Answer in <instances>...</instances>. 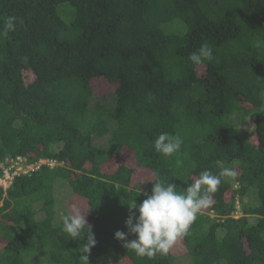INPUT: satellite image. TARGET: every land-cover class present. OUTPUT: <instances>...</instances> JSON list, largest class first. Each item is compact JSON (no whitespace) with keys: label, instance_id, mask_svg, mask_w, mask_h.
<instances>
[{"label":"trees","instance_id":"16d2710c","mask_svg":"<svg viewBox=\"0 0 264 264\" xmlns=\"http://www.w3.org/2000/svg\"><path fill=\"white\" fill-rule=\"evenodd\" d=\"M204 42L214 60L193 65ZM161 133L179 152L154 150ZM16 157L47 161L0 187V264H86L73 208L88 264H264V0H0V176ZM225 167L236 179L166 255L114 238L157 172L183 192Z\"/></svg>","mask_w":264,"mask_h":264},{"label":"clouds","instance_id":"9594fccd","mask_svg":"<svg viewBox=\"0 0 264 264\" xmlns=\"http://www.w3.org/2000/svg\"><path fill=\"white\" fill-rule=\"evenodd\" d=\"M14 28L15 17H9L3 34L7 35V32ZM188 59L196 66L212 62L214 60L213 48L207 42L201 43L195 51L189 54ZM182 144L183 140L179 135L161 133L154 140L153 147L157 153L170 157L179 152ZM39 161L45 163L47 160ZM1 166L3 175V165ZM30 172L32 171L20 174ZM236 177L237 172L230 167H225L218 175L204 170L193 183L180 192L177 191L176 184L162 179L157 172L150 193L145 192V198L139 204L134 199L127 206L129 215L124 222L127 231L117 230L114 238L124 242L125 248L133 250L140 257L151 259L157 254L166 255L179 239L189 234V229L201 210L210 206L211 194L218 191L222 178L235 180ZM10 184L11 182L6 188L0 187L6 191ZM86 214L78 208H73L71 214L62 217V227L72 240L83 241L81 259L88 264V254L96 245V239L92 226L86 221ZM129 235H134L135 238L129 240Z\"/></svg>","mask_w":264,"mask_h":264},{"label":"built area","instance_id":"2783aa9c","mask_svg":"<svg viewBox=\"0 0 264 264\" xmlns=\"http://www.w3.org/2000/svg\"><path fill=\"white\" fill-rule=\"evenodd\" d=\"M25 159L21 157H16L15 159H10L7 165L3 166V175L0 178V186L6 188L15 175H18L22 172L33 171L38 168L42 163L39 161L34 165L25 164Z\"/></svg>","mask_w":264,"mask_h":264},{"label":"rangeland","instance_id":"374dc122","mask_svg":"<svg viewBox=\"0 0 264 264\" xmlns=\"http://www.w3.org/2000/svg\"><path fill=\"white\" fill-rule=\"evenodd\" d=\"M57 198L59 199V204L56 205V209L58 211V213H62V211H64L65 208V203H66V199L69 195V192L67 190H65L64 186L60 187V189L57 190ZM237 212H235V216H239L241 214L240 210H239V205L237 204ZM188 258H190V256H188ZM178 259V258H177ZM177 261V260H176ZM184 259H182V264H185Z\"/></svg>","mask_w":264,"mask_h":264}]
</instances>
